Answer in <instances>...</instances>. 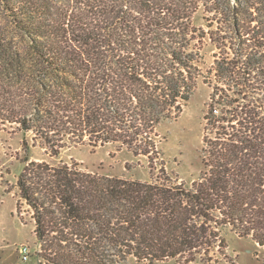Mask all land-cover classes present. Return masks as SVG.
Here are the masks:
<instances>
[{
  "label": "trees",
  "instance_id": "16d2710c",
  "mask_svg": "<svg viewBox=\"0 0 264 264\" xmlns=\"http://www.w3.org/2000/svg\"><path fill=\"white\" fill-rule=\"evenodd\" d=\"M0 4L27 43L18 57L33 62L31 73L21 68L29 62L12 71L0 54V123L32 132L52 158L117 145L145 157L151 173L140 181L28 162L16 186L44 264H217L226 230L264 247V0ZM202 5L220 17L215 32L193 24ZM206 37L218 54L204 172L187 185L167 170L158 128L180 116L204 78Z\"/></svg>",
  "mask_w": 264,
  "mask_h": 264
},
{
  "label": "rangeland",
  "instance_id": "374dc122",
  "mask_svg": "<svg viewBox=\"0 0 264 264\" xmlns=\"http://www.w3.org/2000/svg\"><path fill=\"white\" fill-rule=\"evenodd\" d=\"M218 19L215 13L208 12L202 5L193 17V24L205 33H212L217 29ZM27 51L26 41L0 4V54L5 55L8 69L14 71L22 64L28 66V56L27 59L18 57ZM217 54L216 46L206 37L202 44L200 63L204 78L199 80L196 91L180 116L167 119L158 128L160 148L167 170L187 185L199 179L204 172V115L213 93L210 73L213 71ZM4 65L6 67L5 62L2 66ZM32 65L31 61L29 67L21 68L31 73L29 68ZM23 129L15 123H0V264H44L38 257L40 247L36 243L31 212L25 202L20 200L16 186L18 177L28 162H76L83 170L93 174L151 181L148 160L145 157H135L127 149L120 150L117 145L98 148L88 145L72 146L63 150L59 158H52L42 141L32 132ZM19 201L22 204L21 214L18 213ZM224 238L228 250L226 256H215L217 264H264V247H260L251 238H240L231 230L225 231ZM23 246L30 249L27 261L23 260L20 253ZM123 264L140 263L131 257ZM156 264L177 262L169 260ZM193 264L209 263L198 259ZM211 264H214V261Z\"/></svg>",
  "mask_w": 264,
  "mask_h": 264
},
{
  "label": "built area",
  "instance_id": "2783aa9c",
  "mask_svg": "<svg viewBox=\"0 0 264 264\" xmlns=\"http://www.w3.org/2000/svg\"><path fill=\"white\" fill-rule=\"evenodd\" d=\"M20 253H21V256H22V258H23L24 261L29 260L30 249H29L28 246H23V247L20 249Z\"/></svg>",
  "mask_w": 264,
  "mask_h": 264
}]
</instances>
